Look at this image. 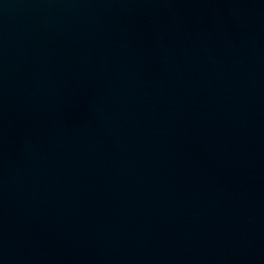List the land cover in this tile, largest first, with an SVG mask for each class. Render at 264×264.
Segmentation results:
<instances>
[{
    "label": "water",
    "instance_id": "95a60500",
    "mask_svg": "<svg viewBox=\"0 0 264 264\" xmlns=\"http://www.w3.org/2000/svg\"><path fill=\"white\" fill-rule=\"evenodd\" d=\"M0 264H264V0H0Z\"/></svg>",
    "mask_w": 264,
    "mask_h": 264
}]
</instances>
